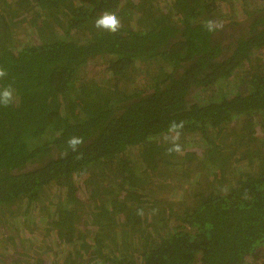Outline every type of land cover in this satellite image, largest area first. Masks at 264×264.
Listing matches in <instances>:
<instances>
[{"label":"trees","instance_id":"obj_1","mask_svg":"<svg viewBox=\"0 0 264 264\" xmlns=\"http://www.w3.org/2000/svg\"><path fill=\"white\" fill-rule=\"evenodd\" d=\"M0 68V264H264V0H0Z\"/></svg>","mask_w":264,"mask_h":264},{"label":"clouds","instance_id":"obj_2","mask_svg":"<svg viewBox=\"0 0 264 264\" xmlns=\"http://www.w3.org/2000/svg\"><path fill=\"white\" fill-rule=\"evenodd\" d=\"M216 26L218 27V25ZM95 27L98 29L106 30L109 33L114 34L119 30L120 22L114 14L105 12L102 16L96 19ZM206 27L208 28L209 31H212L214 29L213 22H208ZM5 76H6V71L0 68V78H3ZM13 99H14V94H13V89L11 87L0 88V106H5V107L8 106L10 103L13 102ZM67 143H68V148L75 152L78 146L83 143V140L80 137H71ZM177 150L179 149L177 148Z\"/></svg>","mask_w":264,"mask_h":264},{"label":"rangeland","instance_id":"obj_3","mask_svg":"<svg viewBox=\"0 0 264 264\" xmlns=\"http://www.w3.org/2000/svg\"><path fill=\"white\" fill-rule=\"evenodd\" d=\"M25 38H27V37H25ZM86 66L87 67H85V70H84L86 76H92V77H94V79H99V78L103 77L100 73V71L103 69V65L101 64V61H99V60L96 62L93 61L91 63H88V65H86ZM134 83L143 84V82L140 80L139 77H137L135 79ZM157 181H159L158 178H157ZM48 193H49L48 197L51 198V196L54 195V190L50 189V190H48ZM3 234L8 235V225L4 221L3 216L0 215V237Z\"/></svg>","mask_w":264,"mask_h":264}]
</instances>
